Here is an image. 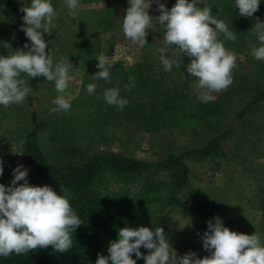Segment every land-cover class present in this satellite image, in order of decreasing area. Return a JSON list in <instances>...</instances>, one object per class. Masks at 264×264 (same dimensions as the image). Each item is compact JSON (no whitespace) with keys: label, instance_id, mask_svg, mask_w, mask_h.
Instances as JSON below:
<instances>
[{"label":"rangeland","instance_id":"1","mask_svg":"<svg viewBox=\"0 0 264 264\" xmlns=\"http://www.w3.org/2000/svg\"><path fill=\"white\" fill-rule=\"evenodd\" d=\"M21 1L27 6L31 5V0ZM50 2L57 16L53 21L56 27L52 29V34L44 35L48 43L46 51L50 52L54 64L61 59H69L73 65L69 70L68 87L64 93H58L54 81L49 82L43 76L27 77L32 102L26 96L19 105H0V160L4 169L0 183L9 186L14 178L13 170L23 165L28 169L30 185L45 186L35 165L27 159L24 146L26 135L32 128L33 110L38 113L43 125L39 145L51 159L58 157L60 146L68 143L87 156L120 153L156 162L168 153H183L185 149L205 145L211 137L234 126L220 140L221 148L217 154L199 159L189 157L187 160L192 188L190 205L199 203L202 212L176 204L155 210L153 214L169 215L164 231L178 256L195 252L202 259L211 255L204 250L201 236L207 231L208 221L216 216L232 231L247 235L256 232L264 245V213L258 209L264 205V102L257 111L234 121L236 111L248 101L256 87L264 84V60L252 56V48L260 44L254 41L257 36L251 30L257 18L264 22V14H259L264 11L259 8L243 22L244 39L251 43L243 44L237 38L235 41L227 40L223 33L218 35L225 48L235 54L236 67L232 70L233 83L224 91L212 93L216 97L214 101L205 103L198 99L202 90L198 88V79L189 74L186 85L192 95L190 99L194 97L196 103L202 105L201 113L205 116L201 119L202 115L197 114L201 125L196 127L200 132H185V135L179 136L174 133L182 126L179 123H185L182 115L186 108L175 101L159 106L154 104L153 108L128 114L125 111L127 106L121 110L104 100L106 89H120L122 74L119 73V66L130 70L141 59L140 46L126 38L122 30V19L130 6L128 0H78V14L75 17L69 14L65 0ZM160 2L171 9L176 0ZM157 9L158 4L153 0L148 10L152 20L146 40L158 44L162 42L164 29L156 19L161 14ZM212 14L222 20L219 10L212 9ZM11 28L7 23H0V55H10L19 49L16 33ZM101 53L111 64L107 82L92 78L99 71L97 58ZM184 57L188 63L191 62V58ZM88 84H96L94 93L86 91ZM130 90L140 96L148 95L139 89L138 84H134ZM122 93L127 92L120 90V95ZM230 95L231 98L226 99ZM57 96H63L70 103L68 111H51L56 107L53 101ZM144 99L147 101L149 98ZM223 100L225 107L220 111L216 107L222 105ZM209 108L213 112H208ZM151 117L163 118L161 126L147 130L149 126L144 122ZM188 123L191 125L194 122ZM53 190L58 195H69L65 191Z\"/></svg>","mask_w":264,"mask_h":264},{"label":"clouds","instance_id":"2","mask_svg":"<svg viewBox=\"0 0 264 264\" xmlns=\"http://www.w3.org/2000/svg\"><path fill=\"white\" fill-rule=\"evenodd\" d=\"M156 2L161 13L156 19L164 29L162 42L165 47L159 49L164 69L172 70L173 61L164 53L167 47L173 46L181 57L191 58L186 69L190 76L198 79V88L202 90L198 99L205 103L214 101L216 97L212 93L224 91L233 83L232 70L236 67L235 54L225 48L218 35L223 33L225 39L235 41V33L229 31L223 20L213 16L212 5L207 0H176L171 9L160 0ZM65 3L69 14L75 17L78 0H65ZM128 3L130 6L122 19L123 33L143 47L147 44L152 20L148 10L153 0H128ZM235 7L241 17L251 18L259 10L260 0H235ZM20 11L24 13L21 30L30 44L25 43L13 54L0 55V105L5 107L23 103L30 94L31 88L21 77L22 73L30 78L43 76L49 82L54 81L56 91L64 93L70 79L69 70L73 67L69 59L54 64L50 52L46 51L48 43L44 35L52 34L57 16L50 0H31V5H24ZM251 30L260 44L252 48V56L264 60V22L257 18ZM97 60L99 71L92 78L107 82L111 64L103 53ZM175 63L177 68L181 67L178 61ZM95 89L96 84H88L86 91L92 94ZM103 97L109 105L121 110L129 103L120 97L119 88L106 89ZM53 104L56 107L52 112L68 111L71 107L63 96H57ZM3 171L0 160V176ZM27 176L28 169L18 165L13 170L10 185L0 183V256L26 254L49 246L59 253L68 252L73 246L70 230L77 229L81 220L65 195H58L48 185L32 186ZM201 240L210 256L201 259L195 252L178 256L162 227L153 230L145 226H126L119 229L118 240L110 241L109 254H98L96 264H136L133 254L136 259H144L146 264H264V245L256 232L247 235L232 231L224 226L219 216L208 221ZM141 247L148 250L147 255L140 251Z\"/></svg>","mask_w":264,"mask_h":264},{"label":"trees","instance_id":"3","mask_svg":"<svg viewBox=\"0 0 264 264\" xmlns=\"http://www.w3.org/2000/svg\"><path fill=\"white\" fill-rule=\"evenodd\" d=\"M207 2L212 5V9L221 12L222 20L227 15L223 21L241 43H251L244 39L243 22L246 18L239 15L235 0H207ZM24 5L27 6L21 0H0V23H7L12 27L11 29H14L19 49L23 48L25 43L30 44L21 30L24 13L20 9ZM259 8L264 11V0H260ZM254 41H258L257 37ZM161 47H165L163 42L158 44L147 42L145 46L140 47L141 59L130 67V70H126L122 65L119 66V73L122 74L119 87L120 90L127 92L122 93L120 97L129 101L125 111L132 114L147 107L153 108L154 104L159 106L168 101H175L186 110L182 115L185 123H179L182 126L174 134L182 136L186 134L185 132H200L197 131L196 126L201 125L197 114L202 115V105L197 104L194 97L190 99L192 95L186 85L189 76L186 65L189 63L184 55L181 57L175 48L169 46L164 55L173 61V67L171 71H166L161 62L159 51ZM177 61L181 65L180 68L176 67ZM21 77L30 86L28 76L22 73ZM134 84H138L139 89H143L148 95L140 96L132 92L130 87ZM27 97L32 102V95L28 94ZM144 98L149 99L146 101ZM230 98L231 95L226 99ZM263 102L264 84H260L242 108L236 111L234 121L242 120L252 111H257ZM223 105L224 100L222 105L216 108L221 111L225 107ZM207 110L213 112L212 108ZM1 113L2 108H0ZM204 116L202 115L201 119ZM148 119L143 122L149 126L147 130H152L161 126L160 122L163 118ZM31 120L32 128L28 131L24 143L27 159L35 165L45 185L69 193L66 199L69 200L82 224L77 229L70 230L73 246L66 253L56 252L49 246L46 249L37 248L26 254L12 253L8 257L0 256V264H96L98 254L105 256L109 254V243L118 240L121 228L145 226L153 230L158 227L165 230V222L169 219V215L161 213L155 215L153 214L155 210L183 204L191 211L202 212L199 203L190 205L189 194L192 188L187 160L189 157L199 159L217 154L221 148L220 140L234 128L232 126L223 133L211 137L205 145L185 149L183 153H168L156 162L143 161L120 153L87 156L79 153L68 143L61 145L59 156L51 159L39 145L43 125L34 110L31 113ZM189 121L194 123L189 125ZM205 122L207 126V121ZM258 209L264 213V205ZM140 251L145 255L148 254V250L143 247ZM132 258L136 260V264H146L144 259H136L135 254Z\"/></svg>","mask_w":264,"mask_h":264}]
</instances>
